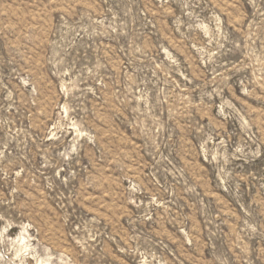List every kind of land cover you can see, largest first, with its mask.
<instances>
[{"label": "rangeland", "instance_id": "obj_1", "mask_svg": "<svg viewBox=\"0 0 264 264\" xmlns=\"http://www.w3.org/2000/svg\"><path fill=\"white\" fill-rule=\"evenodd\" d=\"M0 264H264V0H0Z\"/></svg>", "mask_w": 264, "mask_h": 264}]
</instances>
